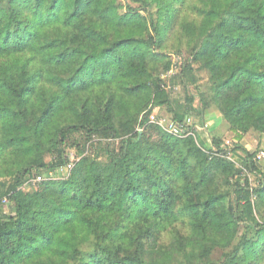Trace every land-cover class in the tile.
<instances>
[{
  "label": "trees",
  "instance_id": "16d2710c",
  "mask_svg": "<svg viewBox=\"0 0 264 264\" xmlns=\"http://www.w3.org/2000/svg\"><path fill=\"white\" fill-rule=\"evenodd\" d=\"M125 1L0 0V264H264V164L239 142L264 135V0ZM189 7V57L165 90L160 22ZM196 71L199 107L189 96L173 111L168 91L196 85ZM149 106L199 124L214 107L257 186L210 159L219 136L136 133Z\"/></svg>",
  "mask_w": 264,
  "mask_h": 264
},
{
  "label": "rangeland",
  "instance_id": "374dc122",
  "mask_svg": "<svg viewBox=\"0 0 264 264\" xmlns=\"http://www.w3.org/2000/svg\"><path fill=\"white\" fill-rule=\"evenodd\" d=\"M118 4L120 6V11L125 10L127 3L125 0H117ZM189 3V1H188ZM191 6V5H190ZM135 7V6H134ZM153 12H155V9H153ZM194 20L195 23H197L196 18L191 14L190 7L189 9H186L183 13H181L180 16H178V19L174 22L172 19L169 21L163 20L160 22L161 25H163L166 28L165 33L163 34V42H162V48L159 50V52L163 55V60L162 63L165 61H170L171 63L174 62L176 65V71H174V74H178L181 70L182 63L184 62L185 59L189 57V45L188 41L189 39L185 36V33L182 32V26L186 23H189V21ZM196 66L194 67V69ZM157 73L160 75L161 79V85H167L168 84V78L165 77V72H163V69L160 64H158ZM196 76L198 77V82L196 85H191L187 89H185L181 83H176L174 87H171V90L168 91L170 101H171V108L173 111H179L181 113H184L185 110L188 109L187 105V98L189 96H194L195 100L192 105V108L196 109L199 107L200 102H198V94L201 92H206L207 89V75L205 71H196ZM160 114L167 116V117H172V113L167 111L166 106L161 107V110L159 111ZM189 115L192 116L195 120H201L199 119V116L195 114V111H190ZM202 120H207V123L209 124V131H210V126H217L220 125L223 122L221 128H219L214 135L210 136V138H215L216 136H219L218 138H223V141L225 140H236L235 134H233L227 125V123L221 118L219 113L216 111V109L212 106H210L204 113V117H202ZM219 118V119H217ZM217 119V120H216ZM221 129L223 131H221ZM216 130V129H214ZM210 134V133H209ZM214 136V137H213ZM76 143H79L82 145L80 138L75 136ZM93 140V138H92ZM90 140L89 142L85 143L84 147H88V155L90 156H96L98 153L97 145H90ZM100 139L95 138L93 141H99ZM240 146L243 148H246L250 152H254L255 156L258 155L260 152H264V135L258 134L254 131H250L246 134H244L241 138ZM101 143H104L101 142ZM100 146V145H99ZM71 150V152H78V149L75 148H68ZM67 149V150H68ZM66 150V151H67ZM240 151V150H239ZM99 154V153H98ZM100 160H104V156L100 152L99 155ZM45 160L48 162L50 160L49 157H46ZM260 164H264V160L258 161ZM241 171L240 179L241 183L243 184L244 180H248V182L251 184L252 188H255L257 186V178L255 177L254 174L248 173L247 170L242 167V164L239 163V166L237 167ZM28 188H30L27 185H24L22 189L24 191H28ZM255 217L259 220V216L257 212H255ZM170 234L167 231L164 233L162 242L166 243L169 241ZM218 256V254L216 255Z\"/></svg>",
  "mask_w": 264,
  "mask_h": 264
},
{
  "label": "built area",
  "instance_id": "2783aa9c",
  "mask_svg": "<svg viewBox=\"0 0 264 264\" xmlns=\"http://www.w3.org/2000/svg\"><path fill=\"white\" fill-rule=\"evenodd\" d=\"M174 71H176V65L174 62L171 63L170 69L165 72V77L170 79L172 76H174ZM163 89L168 90L169 86L162 85ZM153 125L159 128L164 133L171 135L173 137L179 138V139H185V138H191L195 141L197 146H201L200 142L202 140H205L207 137L210 138L208 132H209V124H199L197 122H194L192 118L186 117L183 121L178 122L170 117L164 116L159 113L158 109L156 107L149 106L146 110L142 112V114L138 118V125L135 128L136 133H142L146 127ZM206 153L210 154L211 158L214 157H220L225 158L227 161L234 163L236 165V168L239 166V163L236 162L234 154L236 153L233 149V144L231 140H225L224 144L222 146V149L220 150H214L209 153V151L205 150ZM255 160L261 161L264 160V152H260L258 155L255 156ZM73 162H70L66 165L65 170L62 171V173L66 174V177H68V174L70 173ZM55 173H50V179L58 178ZM45 181V178L36 175L30 180H28L25 185L29 187H37L41 182ZM2 205L7 204V200L3 199L1 201Z\"/></svg>",
  "mask_w": 264,
  "mask_h": 264
},
{
  "label": "crops",
  "instance_id": "0c3cea01",
  "mask_svg": "<svg viewBox=\"0 0 264 264\" xmlns=\"http://www.w3.org/2000/svg\"><path fill=\"white\" fill-rule=\"evenodd\" d=\"M217 119H219V118H217ZM217 119H216V120H217ZM222 124H223V122L221 123V126H222ZM210 125H212V127L210 126V131H209L210 134H209V136L214 135L213 133H215L219 128H221L220 125H218V127L215 126V125L213 126V124H211V123H210ZM214 129H216V130H214ZM221 131H223V130L221 129ZM216 134H217V133H215V135H216ZM215 135H214V136H215ZM214 136H213V137H214Z\"/></svg>",
  "mask_w": 264,
  "mask_h": 264
}]
</instances>
